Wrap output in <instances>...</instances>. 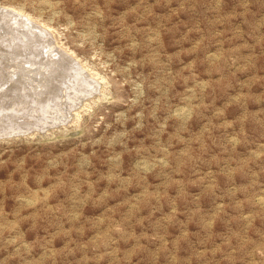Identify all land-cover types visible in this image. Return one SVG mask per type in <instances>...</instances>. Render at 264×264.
Segmentation results:
<instances>
[{"label": "rangeland", "instance_id": "rangeland-1", "mask_svg": "<svg viewBox=\"0 0 264 264\" xmlns=\"http://www.w3.org/2000/svg\"><path fill=\"white\" fill-rule=\"evenodd\" d=\"M0 12V37L31 20L43 57L99 86L65 124L0 137V264H264V0ZM5 44L14 82L57 83L62 57L29 72Z\"/></svg>", "mask_w": 264, "mask_h": 264}, {"label": "bare ground", "instance_id": "bare-ground-1", "mask_svg": "<svg viewBox=\"0 0 264 264\" xmlns=\"http://www.w3.org/2000/svg\"><path fill=\"white\" fill-rule=\"evenodd\" d=\"M11 13L14 14V11ZM1 14L0 17L5 20L9 17L7 14ZM14 17L16 18H11V20H15L16 25L18 23L22 27L21 29H23V26H26V28L21 31L17 29L15 31V29L11 30L7 28V30H5V35H10L11 38L7 39L5 36L3 38L0 37V45L3 46V43L6 42L7 44H5L4 47L8 49L7 51L10 52L12 56L17 57V59L22 58L23 60H26V63L29 65H27V70H29V72L32 70H45L48 64L42 62V60L46 58V62H54V60H50L49 58L51 54H55L57 57L59 56V58L63 56L60 51H52L49 53L50 55L48 54V56L43 57L42 50L47 47L45 45L47 43L49 44L50 41L47 42L48 40H43L44 35L41 34L40 30L39 32L36 31L39 27L34 24H30L31 20H29L28 22L30 23H28L23 22L21 19L22 17ZM22 38H24V40H22ZM47 38L51 40V36L49 37L48 35ZM52 41H54L53 38ZM47 49H49V46ZM67 57L68 59L62 57V64H59V67H56L57 69L54 70L55 73L53 75V79L57 82L54 84L50 83L48 79L43 81L41 80L40 82L37 81V83L36 81L34 82V80L32 83H22L20 78H16L17 80L15 79L16 81L14 82L13 79L14 75H16L15 72L9 77L3 69L8 68L10 65L7 66V63L0 58V137L15 136L31 131H43L48 128L65 124L68 122V110L71 108L75 109V106L79 104L81 100L94 94V91L99 86L95 88V81H91L88 74L85 71L84 73L83 70L80 69L81 67L77 68L78 66H75L77 61H75L76 64H72L73 61L71 62L69 60V55ZM71 60H73V58ZM18 74L20 75L21 73L19 72ZM27 75L25 74V76ZM63 93L66 98L65 104L64 102H61ZM79 105L81 106V104Z\"/></svg>", "mask_w": 264, "mask_h": 264}, {"label": "water", "instance_id": "water-1", "mask_svg": "<svg viewBox=\"0 0 264 264\" xmlns=\"http://www.w3.org/2000/svg\"><path fill=\"white\" fill-rule=\"evenodd\" d=\"M22 134V133H21Z\"/></svg>", "mask_w": 264, "mask_h": 264}]
</instances>
